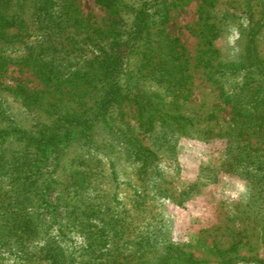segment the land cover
<instances>
[{"label": "rangeland", "instance_id": "374dc122", "mask_svg": "<svg viewBox=\"0 0 264 264\" xmlns=\"http://www.w3.org/2000/svg\"><path fill=\"white\" fill-rule=\"evenodd\" d=\"M244 7L219 0L205 23L199 0H170L168 20L119 69L131 98L105 117L112 13L95 0H0L12 23L0 26V163L25 140L56 135L62 119L94 124L91 138L83 126L59 134V161L47 162L58 181L46 192L39 182L3 194L13 186L0 182V264H264V122L241 127L224 101L244 78L236 64L249 62ZM255 42L264 59V27ZM102 249L114 261H101Z\"/></svg>", "mask_w": 264, "mask_h": 264}, {"label": "trees", "instance_id": "16d2710c", "mask_svg": "<svg viewBox=\"0 0 264 264\" xmlns=\"http://www.w3.org/2000/svg\"><path fill=\"white\" fill-rule=\"evenodd\" d=\"M95 1L97 4L106 7L113 15L108 33L109 49L107 50V54L109 57L106 56L104 58V66H102L105 67V75L109 78V89L102 101L100 111V114L105 115L106 117V114L111 112L113 109H120L123 102L130 97L127 93H125V91L119 89V69L125 64V61L129 53L134 48L135 43L145 34V32L150 27H152L154 23L158 22L163 24L168 20L170 0H145L144 4L137 8H134L133 5L128 4L126 0ZM173 1L187 2V0ZM218 2L219 0H199L200 18L205 23L208 21V13L217 6ZM125 6L128 7V10H133L135 12V20L131 25H129V27L122 25L124 17L120 15V13L125 10ZM244 12L247 13L252 24L248 35L249 40L246 46L247 59L249 62L245 64H236V71L245 72L243 81L241 85L231 91L232 93H229L228 91L224 92V101L226 103L232 102L236 104V118L237 121H239L241 127L251 126L252 124H258L259 122L262 124V122H264V110L262 109V107H264V78L258 80L256 75L251 72L252 68L255 67L257 68L258 72H264V59L259 56L257 44L255 42L256 35L264 27V0H245ZM256 12L259 13V18L257 20L254 19ZM11 24L12 23H10V20L0 12V26L5 28L9 27ZM159 31L163 33V30L159 29ZM172 57V60H174L173 62H178V58L176 56ZM180 67V65H176L177 69ZM224 67L225 69H219V73L222 75H224V71L228 70V67ZM141 94L145 99L147 95H145L144 92ZM148 100L149 98L147 101ZM245 101H248L246 105ZM141 107L143 110L148 111V115L151 117V119L158 117V111L155 109L145 105ZM249 108H252V111H250ZM173 120L177 125H180V123L184 121L183 117L181 118L180 116L174 117ZM59 125L61 126L56 128V135H50L46 137V139L41 138L32 140L29 139L27 141L25 140L26 143L24 145V149L18 157L9 160L5 159L3 164H1L2 162L0 163V182L2 180H7L8 184L13 186V190L6 191L3 194L7 193L10 195L15 191H28L31 187H33L32 189H37V187L41 186H37V183L39 182L45 183V186L43 185L42 191L46 192L49 187L58 179V176L55 177L54 173H51V171L54 170V167L53 169L50 168V164L47 162H52L58 160L59 158L58 151L59 146L61 145L60 139L58 138L59 134L63 132L68 134L69 132L74 131L73 126L75 128L83 126V134H85L86 137L91 138V133L89 130L94 124L91 122L86 123L85 119H82V117L78 116L75 119H62L61 124ZM65 137L66 136H64V138ZM91 170L95 171L96 169L92 168ZM91 170L84 176L87 177L88 175H91ZM73 172L76 176L75 180L81 179L79 177V171H71V176H73ZM93 175L96 176L95 173H93ZM0 193L2 192L0 191ZM81 222L85 221L78 217L76 221L74 220L73 224L75 227H77ZM89 222H91L95 228L102 226L99 224V220L96 217H91L90 221L86 220L87 224H90ZM111 237L112 238L110 240L113 241L114 236L111 235ZM98 240L100 242L102 241L103 243H106V239H104V237L98 236ZM110 251H112V249H109L108 252L107 250H103L105 255H100L102 256L100 260L103 262H109V260H113L115 255H113V253ZM140 251L141 250L136 249L130 254H133L134 252L140 253ZM133 256L141 258L143 255Z\"/></svg>", "mask_w": 264, "mask_h": 264}]
</instances>
